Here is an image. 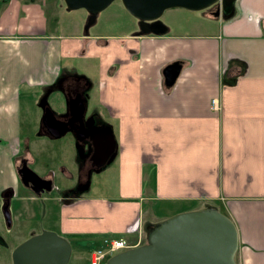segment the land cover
<instances>
[{
  "label": "crops",
  "instance_id": "1",
  "mask_svg": "<svg viewBox=\"0 0 264 264\" xmlns=\"http://www.w3.org/2000/svg\"><path fill=\"white\" fill-rule=\"evenodd\" d=\"M42 1L57 11L62 5ZM1 4L0 194L12 188L15 200L27 202L14 209L15 220L84 234L70 240L101 247L105 237L133 238L169 215L212 205L237 227V264H264V0H236L229 18L201 10L183 28L186 9L170 8L160 33L131 25L127 32L101 31L106 18L90 32L81 15L68 25L74 32L63 35L38 0ZM119 10L117 17L129 14L123 5ZM173 61L181 68L166 86L162 70ZM64 72L83 75L89 93L100 94L97 114L111 125L117 154L103 169L101 192L71 197L54 183L37 196L15 170L18 149L23 141L29 148L35 131L24 132L16 119L20 91L42 89ZM26 154L33 163L30 148ZM1 218L0 212V225Z\"/></svg>",
  "mask_w": 264,
  "mask_h": 264
},
{
  "label": "water",
  "instance_id": "2",
  "mask_svg": "<svg viewBox=\"0 0 264 264\" xmlns=\"http://www.w3.org/2000/svg\"><path fill=\"white\" fill-rule=\"evenodd\" d=\"M112 1L63 0V3L68 10L85 9L89 26L97 13ZM235 2L236 0H121L125 10L137 19L141 33L163 32L164 26L158 19L170 8L200 11L217 4V9L212 14L229 18L235 12ZM156 20L154 25H149L151 21ZM180 68L181 63L178 61H173L163 68L166 86L173 84ZM77 76L84 78L83 75ZM54 85L53 83L48 87L37 100V105L42 109L38 134L58 138L68 131L71 132L76 156L82 161L89 154L92 145V169L89 170L85 182L77 188L81 194L89 187L91 172L100 171L114 159L117 145L108 122L100 117L96 123L93 114L85 116L87 93L82 97L77 95L80 100L71 97L61 113L51 109L47 97ZM67 112L69 117L61 119ZM86 140L89 144L84 149ZM16 171L20 182L36 195L50 192L54 188L51 179L39 176L26 162H22ZM12 194L11 188L1 192L2 211L8 225V205ZM145 234L146 242L111 255L103 264H237V227L229 216L212 205L177 212L150 223L145 228ZM70 252V243L65 236L51 229H42L18 243L12 250L11 259L12 264H67Z\"/></svg>",
  "mask_w": 264,
  "mask_h": 264
},
{
  "label": "rangeland",
  "instance_id": "3",
  "mask_svg": "<svg viewBox=\"0 0 264 264\" xmlns=\"http://www.w3.org/2000/svg\"><path fill=\"white\" fill-rule=\"evenodd\" d=\"M1 1L2 0H0V8L2 7ZM38 1L39 4L41 5V9L43 10L44 14L47 15L48 19L50 18L51 24L59 20L60 25L56 28L57 34L59 35H63L67 32H74L72 31V27L68 26L70 25V22L71 23L74 22L75 19L77 20L81 15H84L85 18L88 16L87 11L83 8H77L72 10L66 9L62 0H61L62 5L59 7L58 11L54 7H49L48 2H43L42 0H38ZM121 5H122L121 0H113L108 6L100 10L95 16L94 21L91 24H89L91 25L89 31L92 32L94 26L100 27V25L102 24L101 22L105 18H106V23L100 27L101 31H119L121 29H126L127 32L129 31L130 25L136 29H139L138 22L134 24L133 22H135V20L129 14H124L126 15V17H117V14L123 13L121 12V10H119L121 9ZM53 11H55L56 14H54ZM182 13H183L182 15L183 18H181L183 20L182 28L189 22L190 23L197 22L200 19V15H201L199 11H192V10L191 11L184 10ZM108 18L109 20L107 21ZM159 19L163 21V15L160 16ZM186 30L189 31L188 28H186ZM42 92L43 91L40 88H35L32 91H28V89L23 88L20 91V101H19V106L17 107L16 110V119L22 125V129L24 132L27 131L30 132V130H35L33 133H30V139L31 141L32 140L34 141H32L31 144H29V148L31 152H33L34 162L31 163L29 161L30 164L28 166L39 174L42 173L43 170H45L46 168H49L51 171L55 173V176L60 179L56 181V187L62 189L67 185H74L75 182L77 181L79 174L77 169L74 168L76 164L74 165L73 162L74 159L76 158L74 139L71 140L70 138L71 132L69 131L63 134L62 136L53 139L46 138L44 134H40L43 135L42 136L43 138H39L41 136L38 137L35 135L37 127L39 125V119L42 113V110L37 105V100ZM92 92L93 93L89 94V99L87 100L86 111H89L95 107H100V104L98 103V98L100 94L95 93L93 90ZM47 100L50 107L55 112L61 111L64 107L62 95L57 89H54L49 93ZM42 139H44V141H46L47 144L41 142ZM69 142L70 145L69 147H67ZM68 148L72 152V155H70L69 157H67ZM107 165H105L100 171L91 173L89 187L87 188V190L82 192L83 194L92 195L101 192L100 187L104 185V180H105L104 173L106 170L103 169ZM61 167L70 168L73 177L72 178L64 177V174L61 171ZM47 194L48 193L45 192L43 195H47ZM15 199H17V197H12V196L9 199V205H8V212L10 217L9 225L5 221L2 207L0 205V212L2 216L1 218L2 221L0 225V264H12V259H11L12 250L19 242L29 237L28 230L30 228H37V229L40 228L41 230L46 229L45 223H43L41 227V223L39 224L35 223L34 220L33 221L30 219L15 220L13 218L14 209L21 211L27 204L26 201H21L19 199L15 200ZM34 211H36V213L40 212L38 208H35ZM221 212H224V210H222ZM143 232L144 233L141 235V242H146V234L145 231ZM131 241L136 242L137 240L132 238ZM69 243H70L71 252L67 264H89L88 261L89 251L99 248L93 246L90 243V241L85 242L84 239H77V240L72 239L69 241ZM138 244L141 243L139 242ZM105 258H107V256ZM235 260H236V256H235Z\"/></svg>",
  "mask_w": 264,
  "mask_h": 264
},
{
  "label": "flooded vegetation",
  "instance_id": "4",
  "mask_svg": "<svg viewBox=\"0 0 264 264\" xmlns=\"http://www.w3.org/2000/svg\"><path fill=\"white\" fill-rule=\"evenodd\" d=\"M212 7L213 8L211 9V11L216 10L217 4H214ZM156 22H157V20L151 21L149 23V25H154ZM53 83L55 84L54 88H58L57 90L62 95L63 102H64L63 110L56 112V113H61L62 111H64V109L66 108V103L71 97L76 98L77 95L82 97V96H86V93H87L88 94L87 100L89 99V94H90L89 92L91 90V85H90V82L85 78H80L76 74L64 72V73L59 74V76L57 77V79ZM53 83H51V84H53ZM80 97H77V98L80 100ZM48 105H49V103H48ZM97 111H98V107H95L89 111H85V116L93 114L95 119H96V123H98L97 121L100 120V119H98L100 117L97 114ZM68 117H69V114L67 112L66 114H64L61 117V119H67ZM72 137H73V135H72ZM73 139H74V137H73ZM87 144H89V141L86 140V143L83 146L84 149H86ZM26 151H29V148L27 149V147H25V144L22 143V146L20 147V149H18V153L16 155L15 170L21 167L22 162H26V164L28 163L27 165L30 164L29 156L26 154ZM91 155H92V145H90V152L86 156V158L83 161L78 159V168H79L78 169L79 174H78V178H77L78 180L75 182L74 185L66 186L67 187L66 192L69 193L71 195V197H76L79 194L77 188L85 182L87 175L89 173V170L92 169L91 163H93V162L91 159ZM33 171L35 173H37L35 170H33ZM61 171H63V169ZM42 173H45V174L42 175ZM42 173H40V174L37 173V174L39 176H42L45 179L53 180L54 183H56V181H58L57 177L55 176V173L53 171H51L49 168H46L45 170H43ZM91 173H93V171ZM69 199H72V198H69ZM33 233H35V232H33Z\"/></svg>",
  "mask_w": 264,
  "mask_h": 264
},
{
  "label": "built area",
  "instance_id": "5",
  "mask_svg": "<svg viewBox=\"0 0 264 264\" xmlns=\"http://www.w3.org/2000/svg\"><path fill=\"white\" fill-rule=\"evenodd\" d=\"M211 107L213 109H217L219 107L215 98L211 99ZM139 238L141 239V233L136 234V237L134 238L137 240L136 242H132L130 239L123 237L106 238L103 240V248H98L90 252L89 263L101 264L106 256L114 253L115 251L135 246L136 244L141 242V240L139 241Z\"/></svg>",
  "mask_w": 264,
  "mask_h": 264
},
{
  "label": "trees",
  "instance_id": "6",
  "mask_svg": "<svg viewBox=\"0 0 264 264\" xmlns=\"http://www.w3.org/2000/svg\"><path fill=\"white\" fill-rule=\"evenodd\" d=\"M207 9H209V8H207ZM66 236L70 237L69 239H71L72 237H80V236H86V235H84V234H67Z\"/></svg>",
  "mask_w": 264,
  "mask_h": 264
},
{
  "label": "bare ground",
  "instance_id": "7",
  "mask_svg": "<svg viewBox=\"0 0 264 264\" xmlns=\"http://www.w3.org/2000/svg\"><path fill=\"white\" fill-rule=\"evenodd\" d=\"M106 259V258H105Z\"/></svg>",
  "mask_w": 264,
  "mask_h": 264
}]
</instances>
